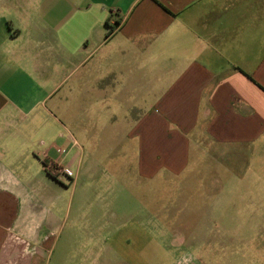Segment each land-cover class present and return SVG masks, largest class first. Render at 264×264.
I'll return each instance as SVG.
<instances>
[{
    "label": "crops",
    "instance_id": "obj_1",
    "mask_svg": "<svg viewBox=\"0 0 264 264\" xmlns=\"http://www.w3.org/2000/svg\"><path fill=\"white\" fill-rule=\"evenodd\" d=\"M137 147L150 195L168 190L166 165L177 196L196 197L179 204L183 219L196 210V239L171 236L196 255L212 250L199 232L215 225L222 193L226 208L242 202L248 224L264 227V0H0V264H88V245L102 264L103 216L77 211L58 235L74 217L65 177L75 187L113 180L130 195ZM95 151L116 152L125 170H85ZM191 158L196 173L181 172ZM111 192L81 189L97 214ZM182 250L188 263L194 254Z\"/></svg>",
    "mask_w": 264,
    "mask_h": 264
},
{
    "label": "rangeland",
    "instance_id": "obj_2",
    "mask_svg": "<svg viewBox=\"0 0 264 264\" xmlns=\"http://www.w3.org/2000/svg\"><path fill=\"white\" fill-rule=\"evenodd\" d=\"M73 138L74 142L78 140L83 143L84 139L79 133H74ZM135 152L137 182L136 186H134L135 192H131L130 195H127L125 188L120 186L119 182L113 180L89 179L90 181L79 182V185L75 187L72 180L73 176L72 178L65 177L67 190L63 195V200L69 202L72 198L74 217H69L65 220L60 233H58L59 237H64L71 224L77 219L75 214L77 211L79 213L82 210L88 215L90 221L95 220L98 215L104 217V238L101 245H99L101 250L99 262L102 264H183L181 263L183 262V248L194 254L192 259L184 264H264V227H255L253 226L255 223L253 225L248 224L245 214L247 212L242 202L239 203L240 207L231 202L229 207L226 208L224 205V193L221 194V197H218L217 204L211 207V215L215 225L211 227H209L210 225L208 227L204 225L199 232L201 242L207 237L211 240L207 245H199L212 250L205 254L199 253V255H196V247H198L196 244H193V247H191L190 243L183 245L180 238H178L180 236L173 239L174 237L171 236H176L177 232L178 234L184 235L185 233L187 236H192L193 240L196 239L195 208V211L187 209L190 213H186L184 219L179 215L180 210H183L179 204L192 206L193 198L196 203V197L177 196L175 174L173 169L170 166L166 167V165H163V171L165 173L168 172L170 175L168 190L161 195L156 194V192H152L150 195V191L145 185V175H140L143 174L141 172L142 149L137 147ZM95 156L97 163L91 160L89 162L85 161V170L101 173L106 171L123 172L125 170L123 163L120 165L116 163L118 158L116 152L111 158H105L104 153L99 155L96 151ZM193 161L191 158L190 163L179 164L180 171L190 175L196 173V163ZM99 163L101 164L99 165ZM216 171L224 170L218 169ZM72 172L75 173V169ZM83 187H93V189L108 187L112 191L111 193L100 195L102 201L99 199V204L103 203L105 205L103 212L97 214L95 207L98 202L95 196H82L81 189ZM187 198H189L188 203L185 201ZM239 198L241 201V197ZM236 201L234 198L235 203ZM119 214L121 219L117 217ZM159 216L163 217V221L169 220V224H165L169 228L165 229V226L159 221L149 224V218L157 217L158 219ZM125 217H133V222L129 226L124 225L122 218ZM177 219L178 221L183 219L184 221L182 222H186L188 226L194 224V231H192V228L182 227V224L180 225ZM79 234L85 235L84 232ZM88 234L91 235L93 233L90 230ZM230 234L232 235L230 239L237 238L238 241L228 240L226 242V237ZM223 238L224 247L219 250L220 245H223V243L219 244V241L223 240ZM172 243L175 248L171 247ZM91 247V245H88L87 248L90 255L87 261L88 264H93L97 255H99L97 252L94 256H91ZM240 248L241 250H239ZM187 252L185 255H187ZM229 253H233L232 260L226 256ZM196 256L199 257L197 260Z\"/></svg>",
    "mask_w": 264,
    "mask_h": 264
},
{
    "label": "trees",
    "instance_id": "obj_3",
    "mask_svg": "<svg viewBox=\"0 0 264 264\" xmlns=\"http://www.w3.org/2000/svg\"><path fill=\"white\" fill-rule=\"evenodd\" d=\"M108 26H109V28H108L107 34L109 35V34H111L115 30V26H110L109 23H108ZM43 163H44L45 166L48 167L49 173L52 176L58 178V176H59L58 171L57 170H54L52 166H49V162H47L46 160H44Z\"/></svg>",
    "mask_w": 264,
    "mask_h": 264
}]
</instances>
